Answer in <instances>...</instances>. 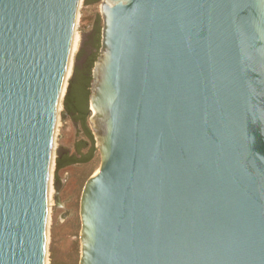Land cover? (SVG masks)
<instances>
[{
  "label": "water",
  "instance_id": "obj_1",
  "mask_svg": "<svg viewBox=\"0 0 264 264\" xmlns=\"http://www.w3.org/2000/svg\"><path fill=\"white\" fill-rule=\"evenodd\" d=\"M82 1L0 0V264L48 260ZM100 15L78 264H264V0H102Z\"/></svg>",
  "mask_w": 264,
  "mask_h": 264
},
{
  "label": "rangeland",
  "instance_id": "obj_2",
  "mask_svg": "<svg viewBox=\"0 0 264 264\" xmlns=\"http://www.w3.org/2000/svg\"><path fill=\"white\" fill-rule=\"evenodd\" d=\"M101 2L102 0H97L96 2L85 4L82 1L80 4L76 26L78 42L72 54V72L69 78L73 83V88L76 86V90L78 87H82L87 80L82 78L85 76L88 57L92 54H97L98 56L100 49L102 28ZM98 30L100 32V40L97 47L96 33ZM90 82L91 75L90 80H88L87 93L81 92V97L85 96L87 98V108L89 107ZM59 111L54 140L55 157L58 153L64 154L66 152L77 158L86 156L91 147V140L87 135V132L91 133L87 117L85 123H83L75 115L68 114L64 103ZM63 112H66V116ZM92 141L95 147L94 138ZM98 166L99 156L97 151H95L89 161L73 164L59 170L57 182L54 180L53 166L48 220V264H78L80 257V219L78 213L80 193L84 182L97 170ZM57 185L59 186L57 193L58 203L55 200Z\"/></svg>",
  "mask_w": 264,
  "mask_h": 264
},
{
  "label": "trees",
  "instance_id": "obj_3",
  "mask_svg": "<svg viewBox=\"0 0 264 264\" xmlns=\"http://www.w3.org/2000/svg\"><path fill=\"white\" fill-rule=\"evenodd\" d=\"M97 0H84L85 4H90L92 2H96ZM99 40H100V32L99 30L96 33V42H97V47L99 45ZM97 59V54H92L88 57L86 61V67H85V76H83L82 79H87L84 83L83 86L78 87L76 90V86L73 88V83L71 80H69L68 88L66 95L64 97V107L68 114H73L77 118H79L83 123H85L87 114H88V108H87V98L84 96L83 98L81 97V92H86V89L88 87V80H90V73L93 68V64ZM82 92V93H83ZM87 135L89 139L91 140V147L89 149V152L86 156H80V158L74 156V155H69V153H64L60 154L58 153L57 156L55 157V164H54V180L55 182L58 181V176L57 173L59 170L73 165V164H78V163H84L89 161L94 152L96 151V148L94 147L93 144V137L90 132H87Z\"/></svg>",
  "mask_w": 264,
  "mask_h": 264
},
{
  "label": "bare ground",
  "instance_id": "obj_4",
  "mask_svg": "<svg viewBox=\"0 0 264 264\" xmlns=\"http://www.w3.org/2000/svg\"><path fill=\"white\" fill-rule=\"evenodd\" d=\"M106 5L109 6L108 2H106ZM77 42H78V35H77V33L75 32V34H74V40H73V46H72V54H73V52H74V49L76 48ZM71 72H72V67H71V64H70V68H69V70H68V74H67V78H66V80L69 78V76H71V75H70ZM66 85H67V81H66V84L64 85V89H63L62 97H63V94H64V92H65ZM60 108H61V104L59 105V109H58V111L60 110ZM88 109H89L90 117L93 118V115H92V113H91V109H90V105H89ZM57 125H58V121H57ZM96 171H97V170H96ZM96 171H95V172H96ZM95 172H94V173H95ZM51 193H52V192H51V187H50V190H49V202H50V195H51ZM48 220H49V219H48ZM47 244H48V236H47ZM46 264H48V260L46 261Z\"/></svg>",
  "mask_w": 264,
  "mask_h": 264
}]
</instances>
